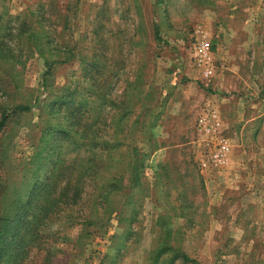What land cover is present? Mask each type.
Masks as SVG:
<instances>
[{"label":"rangeland","instance_id":"rangeland-1","mask_svg":"<svg viewBox=\"0 0 264 264\" xmlns=\"http://www.w3.org/2000/svg\"><path fill=\"white\" fill-rule=\"evenodd\" d=\"M0 219L17 264H264V0H0Z\"/></svg>","mask_w":264,"mask_h":264},{"label":"trees","instance_id":"trees-1","mask_svg":"<svg viewBox=\"0 0 264 264\" xmlns=\"http://www.w3.org/2000/svg\"><path fill=\"white\" fill-rule=\"evenodd\" d=\"M154 37H157V30H154ZM85 164H88V162L86 161ZM42 188V186H40ZM76 192L73 191V195H75ZM44 195V194H42ZM41 195V196H42ZM40 205H42L41 203H39ZM42 207V206H41ZM41 207L39 206V208L41 209ZM43 208V207H42ZM36 208L34 207L31 211L32 213V217L31 220L32 222V227H34L35 225V212H36ZM31 225H28L29 230ZM11 223L8 222L5 219H0V264H17L16 260H14L16 257V253H15V248L20 247L22 245V242H17V240L13 241L11 239L10 236V227ZM25 228V227H24ZM24 238L25 236L23 235V247L25 245L24 242ZM20 241V240H19ZM181 258L183 260H186L187 257L182 255Z\"/></svg>","mask_w":264,"mask_h":264},{"label":"built area","instance_id":"built-area-1","mask_svg":"<svg viewBox=\"0 0 264 264\" xmlns=\"http://www.w3.org/2000/svg\"><path fill=\"white\" fill-rule=\"evenodd\" d=\"M198 50H200V51H199V53H200V57H201V58H205V54H206V53H205L204 48L199 47ZM204 74H205V76H210V70L206 69L205 72H204ZM210 117L213 118L214 115L211 114ZM204 119H205V117L199 119V125L203 124ZM210 129H211L212 131H214L213 128H210ZM218 145H219V147H218V149H217V152H216L214 155H212V158H211V160H210V161H211V162H210V165L213 166V167L220 166V165L222 164V162H223V160H224L223 158H224V156L227 154V150H228V146H226V144H225L224 141L219 140V141H218ZM204 166H205V163L202 164V167H204Z\"/></svg>","mask_w":264,"mask_h":264}]
</instances>
